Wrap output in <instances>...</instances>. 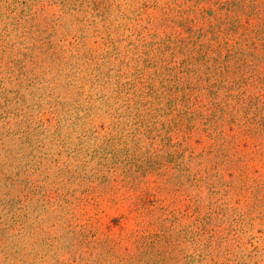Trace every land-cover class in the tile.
I'll return each instance as SVG.
<instances>
[{
	"label": "rangeland",
	"instance_id": "374dc122",
	"mask_svg": "<svg viewBox=\"0 0 264 264\" xmlns=\"http://www.w3.org/2000/svg\"><path fill=\"white\" fill-rule=\"evenodd\" d=\"M256 30L264 0H0V264H264V51L219 109L175 82Z\"/></svg>",
	"mask_w": 264,
	"mask_h": 264
},
{
	"label": "trees",
	"instance_id": "16d2710c",
	"mask_svg": "<svg viewBox=\"0 0 264 264\" xmlns=\"http://www.w3.org/2000/svg\"><path fill=\"white\" fill-rule=\"evenodd\" d=\"M261 34V36H260ZM243 36V35H242ZM245 44H239L238 42L234 46L226 45V46H219L218 52V65L209 63V52L200 50L196 53L197 56L192 57L189 55L184 62L185 64L179 69V78H175V82L177 84L178 92L186 97V91H187V81H190L193 77H198V80L201 81L202 77L205 75H208L209 77H215V83L210 84L208 88L209 93L211 95L209 98L212 100V107L219 109L220 107V99L218 96L221 94V91L227 87V83L229 81L225 80V72H234L236 68H239V70H245L248 68L251 64H248L251 57L255 55L254 60L252 61L256 66L264 65V54H250L248 52L251 51H264V32L261 31H254L253 36L249 35V37H245V40H243ZM243 43V42H242ZM186 51H184L182 54H185ZM199 54V56H198ZM201 61V62H199ZM252 63V64H253ZM217 66L218 73L214 74L211 70V67ZM206 70H205V69ZM201 70V71H200ZM195 72V76H191L192 73ZM247 78H243L242 76L238 78V81L236 82V85L234 88H232L233 91L240 90V86H245L244 82ZM251 79L255 80L253 81V87L257 92H264V69H257L252 71ZM207 83V81L205 82ZM207 85V84H206ZM238 86V87H237ZM235 95V93H232ZM213 95V96H212ZM257 103L256 105L261 108L264 107V94L257 97ZM262 103V105H260ZM222 112H225L224 109H222ZM256 124L261 125V128L264 126V121H262V124L260 122H256ZM218 129V128H217ZM215 138V137H214ZM234 162L227 163V168L233 167Z\"/></svg>",
	"mask_w": 264,
	"mask_h": 264
}]
</instances>
